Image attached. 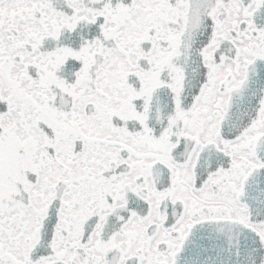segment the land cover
<instances>
[{
  "label": "snow or ice",
  "instance_id": "1",
  "mask_svg": "<svg viewBox=\"0 0 264 264\" xmlns=\"http://www.w3.org/2000/svg\"><path fill=\"white\" fill-rule=\"evenodd\" d=\"M0 264H264V0H0Z\"/></svg>",
  "mask_w": 264,
  "mask_h": 264
}]
</instances>
